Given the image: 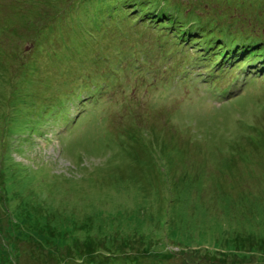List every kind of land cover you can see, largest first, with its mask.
Segmentation results:
<instances>
[{
	"label": "rangeland",
	"instance_id": "1",
	"mask_svg": "<svg viewBox=\"0 0 264 264\" xmlns=\"http://www.w3.org/2000/svg\"><path fill=\"white\" fill-rule=\"evenodd\" d=\"M228 1L77 0L42 27L71 0H0V264H264V125L250 138L243 124H262L264 79L252 80L251 67L234 79L233 69L224 84L238 81L217 101L196 76L202 54L236 44L264 52L262 31L239 37L206 24L223 21ZM131 5L167 15L164 31L179 20L183 38L156 40L157 22ZM155 41L189 62L176 68L181 59L159 45L155 67L133 65L152 77L140 89L134 78L129 91L125 66L123 96L50 111L46 98L82 79L79 60L98 45L115 60L125 44ZM108 113L121 115L96 123Z\"/></svg>",
	"mask_w": 264,
	"mask_h": 264
},
{
	"label": "trees",
	"instance_id": "2",
	"mask_svg": "<svg viewBox=\"0 0 264 264\" xmlns=\"http://www.w3.org/2000/svg\"><path fill=\"white\" fill-rule=\"evenodd\" d=\"M34 1V0H33ZM49 1V0H47ZM59 1V0H56ZM77 0H71V2L69 3V5L66 8L63 9H59L57 13L54 14H47L45 16L46 21L42 24V27L50 20L52 21L53 17H58L59 14L61 13H66L67 14V9H71L72 4L74 2H76ZM233 4L231 3V0H229L227 2V6L225 8L224 11H222L221 18L223 19V21H221L220 19H212V18H207V23L206 24H212V25H217L220 28H229L227 29L228 32H235L239 33V37H248L254 34H260L261 31L264 32V0H232ZM116 3V4H115ZM115 5H118L117 1L115 2ZM135 3V2H134ZM152 2L151 0H149V3H146L145 6H149ZM144 5V4H143ZM137 5H135L133 7V5H131L129 7V9L134 8V10L137 9ZM151 7V6H150ZM232 7H234L233 9H231ZM49 8H55V7H51L49 6ZM140 9L141 15L143 17V19H148L151 23L152 21H156L157 25L156 26V31L158 32V35L160 34L161 36L164 35H177L180 38H183L180 34L179 31H182L181 28V24L180 21L177 19L172 20V24L173 27H164L165 29H168L170 32H168V30L164 31V29H162V27L164 25H167L166 22V16H164L163 18V14H158L157 12L153 11V10H148L147 8H141V6L138 7ZM137 9V10H139ZM146 13V11H148V13L151 15L150 17L148 16H144L143 12ZM164 13V12H163ZM167 14V13H165ZM238 14V16L236 15ZM114 17H115V24L117 28H120L119 26V12L114 13ZM229 17L231 19H229ZM233 17V18H232ZM60 19V18H59ZM58 20V19H57ZM220 20V24H217V22L215 23V21ZM130 24H134L133 22ZM180 24V25H179ZM50 26V25H49ZM158 26H162V27H158ZM55 27V26H54ZM40 28V27H39ZM161 29V30H160ZM136 30L138 32H140L137 27ZM148 30V27H145L144 31L141 32H145ZM83 31V33H82ZM160 31V32H159ZM222 31V30H221ZM78 32L80 34H84L90 39L92 40L93 38L89 37V33L90 31L87 30H83L81 27L78 28ZM148 34V32H147ZM60 38H62V36H60ZM258 41H262L264 43V35L261 36H257L256 38ZM64 40V39H63ZM176 40V39H175ZM220 41V40H219ZM221 43V41H220ZM159 45H160V49L161 47H163L164 49H173L171 47V45H167L166 42H158L157 44H155L153 42V45L150 44V46H148L147 48H142L137 42H132V43H128L125 44V46L120 49L121 53H119V55L115 58V60H113L111 58V50H112V46L110 45V50L109 52H107V45H98V48L96 49V51H91V56H97V58L100 60L98 62H96V60L94 58H92L90 55L86 56L85 61L83 59L79 60L80 64H83V66L86 67L85 70H82L79 73V77H81L82 79L77 80L76 78L72 79L71 82H65L68 81V77L66 75V78L64 79L63 82H65V84L63 85L64 87L61 89H57L61 91V94H59L57 91L55 92L54 96H50L46 99H49L50 101V111L52 112H58V111H62V113L64 112V110H66V108L68 109L69 106L71 105L72 101H78L81 102L83 104L88 105V104H93L96 102L95 100L91 101V102H87V101H83V100H79L82 99V95L78 94L77 96H72L73 94L76 95L75 93L77 92L75 87L73 86V84L75 82H80V86L82 91L85 92V95L89 94L91 91H93L96 86H97V90L99 91V94H105V92L107 91L108 88L113 89V93L115 95H117L120 90L125 89V83L123 82L124 79V75L121 72V70H123V67L127 66L128 68H130V74L132 75L133 78H137L138 81V89L141 88V84L145 83V82H150L152 80L151 74L149 72V68L147 69V75H146V71H143V73L140 74L141 71V66H139L138 68H133V65H138L140 63H144L145 60H150V63L147 66H151V67H155L152 63V58L157 56L159 53ZM246 46H250V44H247ZM245 47L241 46V45H234L232 48L226 47V51H220L215 53V55H217V57H219V61H214V65L219 66V65H223V64H229L233 65L236 64L237 61V55L239 53L242 54H248L249 57L251 59H256L261 63L260 66V70L264 69V52H260V53H250V50L247 49L246 51L243 49ZM174 51H177L178 54H176V59H181L182 63H186L189 62L190 57L184 53L181 54L178 50H176L174 48ZM172 52V51H171ZM169 52V53H171ZM96 53V54H94ZM192 54H194L193 51H191ZM241 56V55H240ZM196 59H192V61H195ZM109 64V66H101V64H105L107 63ZM229 65V66H230ZM94 69H93V67ZM180 64L176 66V68H179ZM65 73H68V70H64ZM253 79H264V74H260L258 76H255ZM57 82V81H56ZM79 98V99H76ZM102 102H106L107 98L103 97L100 98ZM99 101V100H97ZM58 108V109H57ZM119 115H121L120 113L118 114H100L97 118V122L100 126H102L103 124L105 125L108 122L109 117H119ZM262 120L260 123L262 124H256V123H244L245 124V128L248 131L253 132L254 134H249L248 136L250 138H254L256 135H262V126L264 125V115H260L259 116ZM144 137L143 136H139L137 141L139 142H143ZM145 145L143 144L142 147H145L146 144L148 145V141L144 142ZM139 143H137L138 145ZM100 154H102L104 157L106 155L105 151L101 152Z\"/></svg>",
	"mask_w": 264,
	"mask_h": 264
}]
</instances>
